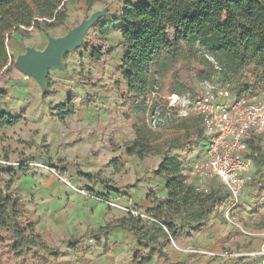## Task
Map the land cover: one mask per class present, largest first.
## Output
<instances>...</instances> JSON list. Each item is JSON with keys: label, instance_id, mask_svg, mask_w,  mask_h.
<instances>
[{"label": "rangeland", "instance_id": "rangeland-1", "mask_svg": "<svg viewBox=\"0 0 264 264\" xmlns=\"http://www.w3.org/2000/svg\"><path fill=\"white\" fill-rule=\"evenodd\" d=\"M141 1L103 0L101 4L87 7L83 1L64 0L62 5L66 19L63 25L49 28L46 32L31 27L20 28L11 31L9 39L6 40L9 56L7 65L10 66L2 74L3 79L25 76L16 69L14 62L19 54L25 52L26 47L43 50L49 37L64 36L71 28L95 12L104 11V15L102 20L88 28L87 36L85 35L86 44L98 45L96 37L100 36L103 38L102 48L106 51L111 47L98 64L89 60L82 46L68 52L62 58V68L49 70L43 88L35 82L36 89L29 108L19 105L20 101H16L17 105L14 104L12 97L1 99L4 102L0 101V106L11 108L12 115L21 113L23 119L14 127L0 131V159L14 169L9 175L2 173L1 177L5 180L12 179V187L21 201L19 207L24 218L25 214L31 212V208L35 211L38 202L34 201L44 197L41 196V191L48 195L50 188L53 189V186L47 184V180L52 181L56 188L50 198H47L49 200H46L50 213L49 220L52 222L60 221L57 212L63 209L60 212L63 211L66 217H73L72 222L89 221L91 223L88 227L89 232H94L92 229H96L99 224L116 222L119 217L125 216L129 209L146 212L162 201L159 198L162 190L161 179H165L168 173L158 176L153 172L162 158L167 157L169 160L166 164L172 162L176 166L174 162L177 160L183 163L185 168L187 166L184 164L185 160H191L187 157L194 150L200 149L197 142L204 136L199 118L186 109L178 107L167 109L164 106V99H161L157 115L158 124L154 129L148 128L152 138L151 144L154 145L152 151L142 158L126 153V147L134 139L132 124L135 115L129 113L128 105L121 99L124 83L117 72L121 56L117 45L119 31L115 26H104L103 23L119 15L126 2L136 5ZM201 52L204 59L214 66L210 74L203 76L197 72L198 67L188 63L190 67L187 66L184 75L173 78V87L170 78L164 84L158 81L157 86L163 97L173 93L192 97L205 83L238 91L254 82L241 78V69L235 64L220 56H212L203 49ZM8 86L11 95H15L16 87H12L11 84ZM262 86L255 94L264 98V85ZM172 89L175 90L172 92ZM18 90L20 93L17 94L20 95V88ZM95 90L99 91L98 98L86 104V94ZM68 97L72 98V112L64 114L54 106L65 102ZM35 98L37 100L34 103ZM146 118L147 116L145 120ZM258 154L259 157L253 158L252 178L247 182L241 199L232 198L220 182L216 180L211 182L210 191H215L216 197L214 196V204L209 209L203 227L194 231L197 239L203 236L202 233L211 232L219 235L218 238L232 239L231 245L234 244V249L248 248L254 251L264 249V137L261 139ZM53 165H64L66 170L59 174ZM75 166L82 173L90 172L95 175L91 180H87L74 169ZM186 171L187 168L182 172ZM100 179L105 180L109 188L114 190L109 192L105 189ZM132 183L135 184L129 192L125 185ZM248 187L252 189L248 190ZM140 200L149 202L151 207L144 208L143 204L138 202ZM141 219L146 220L144 221L146 236L151 244L157 245L163 241L161 244L164 247L168 242L177 251L182 250L177 247L174 239L165 241L164 238L168 237L166 227H157L160 225L159 222L150 223L152 219L149 218ZM183 228L193 231L186 224ZM70 232L69 230L59 234L54 232L49 236L50 240L44 238L52 248L57 246L55 241L61 246V250L55 256L56 264H113L111 263L113 257L117 259L116 264L118 261L119 264H131L130 257L135 246V237L132 238L126 233L113 236L112 231V234L99 235L71 249L64 244V241L72 236ZM187 233L185 231V234ZM111 247L112 250L107 253ZM1 248L2 245L0 250ZM104 250H107L106 255ZM147 252L148 249H145L142 255H146ZM31 255L32 252L27 253L25 264H38L36 260L30 258ZM263 257L264 254H261L255 259ZM15 261L13 257H8L1 259L0 264H14ZM45 264L50 263L45 261Z\"/></svg>", "mask_w": 264, "mask_h": 264}, {"label": "trees", "instance_id": "trees-1", "mask_svg": "<svg viewBox=\"0 0 264 264\" xmlns=\"http://www.w3.org/2000/svg\"><path fill=\"white\" fill-rule=\"evenodd\" d=\"M72 1H83L87 7L103 2ZM63 2L64 0H0V88L10 80L9 77L3 79L2 74L10 66L7 65L9 56L5 43L11 31L31 27L46 32L49 28L63 25L66 19ZM102 18L103 16L100 20ZM103 24L113 25L119 31L117 45L122 51V57L117 72L125 87L121 99L128 105L129 113L135 115L132 124L134 139L126 147L128 155L142 158L154 147L145 117L153 111L152 108L147 110V100L158 81L164 84L170 78L173 87V78L182 77L184 70L190 67L188 63L198 67L199 74H210L214 66L204 59L201 49L240 67L241 78L254 81L238 91L255 94L264 85V0H142L136 5L126 2L119 15L105 20ZM86 36L80 46L84 47L89 60L98 64L111 47L105 51L102 48L103 38L100 36L96 37L98 45L87 46ZM3 95L5 92L1 89L0 96ZM86 96V104H89L98 98L99 91H92ZM54 107L64 114H70L72 98L68 97L65 102ZM19 118L20 115H12L0 109V128L13 126ZM250 149L252 158L259 157L260 140L251 143ZM168 160L163 157L153 171L158 176L168 173L165 178L167 196L148 209L146 215L152 222H159L157 227H166L172 238L180 225L187 224L193 229L204 225L209 209L214 204L216 192L210 189L208 193L197 191L195 183L189 182L183 173V163L175 159L177 166L172 162L166 164ZM55 168L57 173L64 170L61 166ZM12 170V166L0 164V262L3 258L13 257L16 260L14 264H25L27 253L32 252L30 258L38 264H45V261L54 264L59 250L52 249L36 232L34 225L23 217L19 207L21 201L12 187V179L5 180L1 177L2 173L9 175ZM77 172L89 179L93 177L91 173H82L78 169ZM101 183L109 188L105 181L101 180ZM144 221L146 220L127 213L114 225H108L99 233L104 235L113 226L128 230L135 237L131 264H149L152 253L164 257L165 253L149 244ZM88 238L89 235H85L71 240L69 246L73 247ZM145 249L148 252L142 255ZM50 255L54 257L51 258Z\"/></svg>", "mask_w": 264, "mask_h": 264}, {"label": "built area", "instance_id": "built-area-1", "mask_svg": "<svg viewBox=\"0 0 264 264\" xmlns=\"http://www.w3.org/2000/svg\"><path fill=\"white\" fill-rule=\"evenodd\" d=\"M161 99L167 109H186L200 120L204 157L194 162L190 169L195 189L208 193V182L218 179L232 198L240 199L252 178L250 144L264 137V98L212 83H205L192 97L175 93L163 97L155 86L147 100L148 110L153 109L146 119L151 129L158 124ZM0 164L6 162L0 159ZM126 212L151 219L139 211L129 209Z\"/></svg>", "mask_w": 264, "mask_h": 264}, {"label": "crops", "instance_id": "crops-1", "mask_svg": "<svg viewBox=\"0 0 264 264\" xmlns=\"http://www.w3.org/2000/svg\"><path fill=\"white\" fill-rule=\"evenodd\" d=\"M15 38H17V37H15ZM120 52H121L120 53L121 56L119 57V63H120V59L122 57V51L120 50ZM9 78H10V80L7 83V85L0 88V90L2 89L5 92V95L0 96V101H2L1 100L2 98H4V99L9 98L10 99L12 97V99L15 101L14 104L17 105L16 101H20V102H18L19 105H24L25 107L29 108L30 107L31 97L33 96L34 89H36L35 88L36 87L35 81H33L31 78H26L25 76H23L21 78H17V79H13L12 77H9ZM11 80H13V81H11ZM10 84L13 85L12 87H16L15 88V93L16 94L13 95V96L11 95L10 86H8ZM18 87L20 88V91H21L20 95L17 94V93H20L19 90H18L19 89ZM123 87H124V85H123ZM124 89H125V87H124ZM36 100L37 99L35 98L33 102L35 103ZM2 102H4V101H2ZM0 107L2 109H4L6 112H9V113L12 110L11 108H6L3 105H1ZM20 110H24V109H20ZM17 113H20V112L17 111ZM18 115H20V118L13 126L2 127V128H0V131H3V130L8 129V128H12L16 124H18V122L22 121L23 120L22 119V114L20 113ZM24 118H26V116ZM261 139H263V138H261ZM261 139H260V144H261ZM203 140L204 139H202L201 141L199 140L197 142L198 143V147L200 149L194 150L193 153H191V155H190L191 158H190V156L187 157V158H189L191 160L190 161L185 160L184 164L187 165V166H185V169L187 168V171L185 172V174H186L187 180L189 182L192 181V178H191V175H190L191 166L193 165L194 162H196L198 160H201L204 157L203 144L205 142L203 143ZM253 165H254V163H253ZM56 166L64 167V170L62 172H60L59 174L65 172L66 167L64 165H53L52 167L55 168ZM74 169L77 171L78 168L75 166ZM91 174H93V176L95 175V173H91ZM86 179L87 180H91V178L90 179L86 178ZM101 180H103V179L99 180L100 183H101ZM161 180H162L161 181V189L162 190H161V193L159 195L160 196L159 198H161L163 200V199H165V197L167 195V191L165 189L166 180L165 179H161ZM213 180H216V181L220 182L218 179L210 180L208 182L209 189L211 187L210 184H211V182ZM103 181H105V180H103ZM46 182H47V184L49 186H53V189L50 188V191L48 192V195H46L45 193H43L41 191V194H42L41 196H44V197L34 201V202H38V204L35 205V211H34V209L31 208V212H28L27 215L25 214V219H27L31 224L34 225L35 230L36 229L39 230L40 233L37 230H36V232H38L43 239L45 238V239H49L50 240L49 236L50 235L52 236L54 232H58V234H59V233H62V232L66 233L69 230V231H71L70 234L72 236H70L66 241H64V244H66L69 248L73 249L77 244L85 242V241H88L89 239L97 237L99 235L107 236L108 234H112L113 233V236H114L116 234L126 233V234L132 236V238H134V235L131 232H129L128 230H126L124 228H121V227H114L113 226L104 235L102 233H99L100 230H104V228H106L108 225H114L115 222L109 223V224H106V225L99 224L96 227V229H92L94 232H89V228L88 227L91 224L89 221H87V220H83V221L76 220L77 222H72L73 217H66L64 215L63 211L60 212V210H63V209H59V212H57L59 214V216H60V221H54V222L50 221L49 220L50 219L49 218V214L50 213L47 210L48 207L46 205V202H47L46 200H49L47 198H50V196L55 192L54 190H56V188L54 187L52 181L47 180ZM134 184L135 183L127 184V185H125V187L128 189L129 192H131V188L134 187ZM103 187L105 189H107L109 192L114 190L112 188H106L104 185H103ZM247 189L248 190L252 189V187H248ZM155 196H158V195H155ZM138 202L143 204L144 208L151 207V204H149V202H147L145 200H140ZM65 211H66V209H65ZM139 211H141V210H139ZM52 212L53 211H51V213ZM82 212L85 213V211H82ZM141 212L146 214L145 211H141ZM125 214L127 215V213H125ZM121 217H124V215H122ZM121 217H119V218H121ZM118 220H116V222ZM149 222L152 223V221H149ZM189 227L191 228L192 226H189ZM202 227H200V228H202ZM57 229H59L60 231H57ZM191 229H193V228H191ZM195 230H197V229H193V231H189L188 229H184L183 225L182 226L180 225V226H178V229L175 231V234L173 235L172 238L169 237V234H168L167 238H164L166 242L168 240H173L174 239L173 241L177 242V245H178L177 247L182 249V250H180V252H179V250L177 251L173 246H170L168 244V242H167V245L165 247L161 244V243H164L163 241L159 242L157 245L152 244V246L161 249V251H163L165 253V257L161 256V255H158L156 253H152L149 264H237V263L238 264H262L264 262V257L262 259L261 258L255 259L256 256L264 254V249H262L261 251H259V250L258 251H254V250L248 249V248L234 249V246H233L234 244L231 245V240L232 239L229 240V239H226V238H224V239L218 238L219 235H217L216 233L212 234L211 232H208V234L207 233H202L203 236H201L200 239L199 238L197 239V236L195 235V232H194ZM185 231H187L188 233L185 234ZM77 234H79V236H77ZM85 235H89V238L85 239V240H83V241H81V242H79L77 244H75L73 247L69 246V243L71 242V240L77 239V238H79L81 236H85ZM55 237H57L56 234H55ZM111 240H113V239H111ZM55 244L57 246L54 247V248H52L50 246V244H48V245L52 249H58L60 251L61 250V246L59 244H57L56 241H55ZM149 244H151V243H149ZM223 247H225V249ZM112 248L113 247H111L108 251L104 250V252H105L104 255H106L110 250H112ZM190 250H195V251L191 252ZM198 250L202 251V252H198ZM106 251H107V253H106ZM254 253H255V255H252ZM115 260H117V259H115L113 257L112 260H111V263L116 264ZM130 260H131V257H130ZM259 261H261V262H259ZM119 263H120V261H118L117 264H119Z\"/></svg>", "mask_w": 264, "mask_h": 264}, {"label": "water", "instance_id": "water-1", "mask_svg": "<svg viewBox=\"0 0 264 264\" xmlns=\"http://www.w3.org/2000/svg\"><path fill=\"white\" fill-rule=\"evenodd\" d=\"M103 15L104 11L95 12L71 28L64 36L49 37L43 50L39 51L30 46L26 47L25 52L16 57L14 66L27 78L34 79L43 88L49 70L62 68L64 55L81 45L88 28L100 20Z\"/></svg>", "mask_w": 264, "mask_h": 264}]
</instances>
